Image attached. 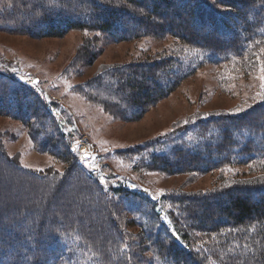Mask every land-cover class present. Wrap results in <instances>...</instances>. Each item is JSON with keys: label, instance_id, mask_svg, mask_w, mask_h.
<instances>
[{"label": "trees", "instance_id": "1", "mask_svg": "<svg viewBox=\"0 0 264 264\" xmlns=\"http://www.w3.org/2000/svg\"><path fill=\"white\" fill-rule=\"evenodd\" d=\"M215 1L17 0L19 8L14 16L18 22L13 25L35 37H63L76 29H98L115 40L173 38L183 49L201 51L212 63L220 65L258 55L264 44V0ZM0 14L4 16V5ZM33 19L41 24L34 25ZM194 23L207 24L211 32L196 31ZM98 53L86 47L73 63L78 67L82 62L93 64ZM187 54L181 51L105 70L112 74L107 78L112 99L123 103V107L113 105L114 108L121 110L120 115L136 119L138 106H152L168 92L174 81L170 70L175 64H182L177 78L188 71L184 64ZM78 67L74 65L73 72ZM7 79L0 84V111H9L13 105L16 109L10 111L25 121L33 116L41 119L42 114L44 123L52 119L28 87ZM101 82L100 74L96 80L100 97L104 88ZM195 125L196 128L191 125L193 145L155 155L148 165L154 170L178 173L206 172L226 164H264V101L240 114L221 113L197 119ZM42 136L38 134L37 138L43 151L51 149L58 154L57 139ZM59 136L64 135L60 132ZM63 142L68 150L59 156L66 153L69 157L67 182L55 183L24 170L0 150V264H134L126 233L111 218L114 201L97 179L86 174L79 158L68 148L70 139ZM144 148L135 150L141 152ZM254 177L220 190L172 197L184 202L181 214L189 224L176 222L179 231L183 230L187 238L195 233V240H207L199 251L181 247L152 211V202L143 196L124 189L108 193L128 199L131 209L137 207L135 213H141L144 219L145 239H152L148 246L162 257L164 264H205V255L217 258L212 264H264V180ZM5 188L8 194L4 193ZM16 188L19 192L13 196L11 192ZM24 189L29 195L25 199L21 197ZM89 216L106 217L103 222L109 229L87 235L79 224ZM232 243L237 251L227 254L224 263L218 254L230 250Z\"/></svg>", "mask_w": 264, "mask_h": 264}, {"label": "rangeland", "instance_id": "2", "mask_svg": "<svg viewBox=\"0 0 264 264\" xmlns=\"http://www.w3.org/2000/svg\"><path fill=\"white\" fill-rule=\"evenodd\" d=\"M210 1L216 3L215 0ZM3 5L4 16L0 14V84L4 78H8L9 82L16 80L28 87L32 97L41 100L52 119L44 123L46 118L42 108L41 119L33 116L27 121L10 111L16 109L13 105L9 111H0V150L24 170L55 183L67 182L69 157L66 153L63 157L59 155L68 150L63 140L70 139L71 146L68 148L79 158L86 174L105 187V192L124 189L143 196L152 202V211L165 225L166 231L173 234L174 229L179 234L180 239L176 240L181 247L186 251H189V247L199 251L207 240H195L193 233L189 237L195 243L192 245L185 232L179 231L176 222L179 225L188 224L187 217L181 214L184 202H176L172 197L220 190L247 181L246 178L254 180V176L263 181L264 164H226L206 172L171 173L159 168L154 170L148 162L155 155L170 154L174 148L193 145L192 127H197V119L221 113L236 114V108L257 104L259 99L256 94L261 90L260 62L264 61V53L252 54L243 62L220 65L212 63L201 51L183 49L179 41L173 38L115 40L98 29H76L63 37H35L16 30L17 27L13 25L18 22L14 16L19 8L17 0H0V10ZM12 19L15 21L12 22ZM31 22L41 24L36 19ZM194 27L196 31L202 29L206 30L205 33L211 32L207 24L194 23ZM85 46L91 50L93 48L100 56L93 64L82 62L78 67L73 62ZM181 51L189 52L184 60L189 72L184 71L182 78H177L176 74H181L182 64H175L170 70L174 74L171 77L174 81L163 98L152 106H138L140 109L136 119L120 115L121 110L113 105L123 107V103L111 97L112 90L107 78L112 74L106 72L107 69H119L127 63ZM74 65L78 67L75 72ZM100 74L102 86L104 84L101 97L96 91V80ZM166 79L163 83H166ZM43 124L48 127H43ZM60 132L64 139L59 136ZM38 134L44 137L48 135L51 139L55 137L59 153L54 154L51 149L43 151ZM140 146L145 148L141 152L136 151ZM74 148L77 150L74 151ZM85 152L90 155L82 159ZM90 164L96 167L89 168ZM101 176L105 177L107 183L101 182ZM81 180L85 181V178ZM8 192L5 188L4 193ZM18 192L16 188L11 194L14 196ZM25 192L26 189L21 193L23 199L29 196ZM108 192L107 196L115 203L110 209L111 218L126 233L127 243L131 245L128 252L134 264H164L162 257L148 246L152 239H145L144 219L141 213H135L137 207L131 209L128 199ZM66 213H69L67 209ZM105 218L89 216L79 227L87 235L100 234V231L109 229L103 222ZM235 248L236 244L232 243L230 250L218 254L224 263L227 262V254L237 251ZM205 256V264H212L217 259L212 255Z\"/></svg>", "mask_w": 264, "mask_h": 264}, {"label": "snow or ice", "instance_id": "3", "mask_svg": "<svg viewBox=\"0 0 264 264\" xmlns=\"http://www.w3.org/2000/svg\"><path fill=\"white\" fill-rule=\"evenodd\" d=\"M261 52L264 53V48L261 49ZM259 80L261 81L260 83V91L256 94V97H258L259 101H264V61L260 62V76H259ZM71 87V86H70ZM254 102H255V98H254ZM247 107H251V105H247L245 108H236L235 112L239 113L241 111H245ZM79 147V142H77V148ZM77 148H74L73 150H77ZM90 154L85 152L84 157H82V159H84L85 157H88ZM85 163H87V160L85 159ZM25 167H29V165H25ZM89 168L94 169L96 166L94 164H90L88 165ZM42 171V170H41ZM101 182L103 183H107L105 177L101 176L100 177ZM135 187V185H133ZM147 191V190H146ZM165 220L168 219L167 216L164 217ZM169 223H171L169 221ZM173 234L176 236V239L179 240V234L175 232V230L173 229Z\"/></svg>", "mask_w": 264, "mask_h": 264}]
</instances>
